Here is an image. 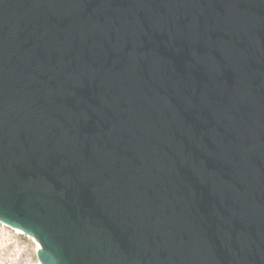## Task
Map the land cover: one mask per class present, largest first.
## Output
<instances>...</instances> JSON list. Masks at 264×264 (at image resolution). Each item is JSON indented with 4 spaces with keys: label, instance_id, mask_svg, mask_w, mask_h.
Masks as SVG:
<instances>
[{
    "label": "water",
    "instance_id": "water-1",
    "mask_svg": "<svg viewBox=\"0 0 264 264\" xmlns=\"http://www.w3.org/2000/svg\"><path fill=\"white\" fill-rule=\"evenodd\" d=\"M0 220L42 264H264V0H0Z\"/></svg>",
    "mask_w": 264,
    "mask_h": 264
},
{
    "label": "rangeland",
    "instance_id": "rangeland-1",
    "mask_svg": "<svg viewBox=\"0 0 264 264\" xmlns=\"http://www.w3.org/2000/svg\"><path fill=\"white\" fill-rule=\"evenodd\" d=\"M38 241L0 220V264H42Z\"/></svg>",
    "mask_w": 264,
    "mask_h": 264
},
{
    "label": "bare ground",
    "instance_id": "bare-ground-1",
    "mask_svg": "<svg viewBox=\"0 0 264 264\" xmlns=\"http://www.w3.org/2000/svg\"><path fill=\"white\" fill-rule=\"evenodd\" d=\"M18 232L20 233H25V231H23L22 229L20 228H17ZM36 239V238H35ZM38 245H39V249L42 248L41 244L38 242Z\"/></svg>",
    "mask_w": 264,
    "mask_h": 264
}]
</instances>
